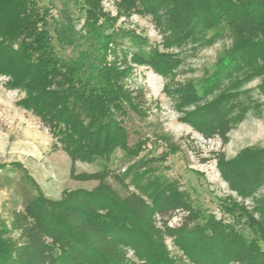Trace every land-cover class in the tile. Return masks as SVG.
Here are the masks:
<instances>
[{
  "label": "trees",
  "instance_id": "trees-1",
  "mask_svg": "<svg viewBox=\"0 0 264 264\" xmlns=\"http://www.w3.org/2000/svg\"><path fill=\"white\" fill-rule=\"evenodd\" d=\"M29 3L33 4L0 0V76L7 78L9 89L24 92L21 108L39 119L54 139V148L68 156L69 180L95 185L91 190H63L58 200H51L21 163H1L0 189L13 183L9 175L13 174L20 182L21 203L9 212L8 224L0 219V264H134L126 261L125 246L145 264H184L185 260L264 264V198L255 200L250 212L242 208L240 216L248 236L212 220L198 223L189 215L171 227L163 219L164 212L181 205L177 200L170 203L162 194L161 182L143 187L141 176L131 178L127 165L122 173L111 169L117 145L104 133L110 122L103 109L105 101L89 94L80 99L70 91L57 90L61 86L54 83L53 74L58 61L50 54L46 32L37 30L46 15H37ZM113 5L124 18L151 17L167 49L187 43L210 46L220 36H230V47L217 59L201 90L204 97L215 91L219 94L200 111L189 113L195 131L225 146L232 124L241 119L231 112L233 90L259 79L256 89L264 96V0H114ZM153 54L144 55L143 64L160 61ZM125 58L115 56L113 63L126 66ZM99 70L94 71L96 75ZM114 71L121 74L118 68ZM222 82L227 93L221 91ZM120 95L138 117H147L149 109L141 89L120 85ZM85 111L91 114L85 118L87 123L80 115ZM97 111L104 112L95 128ZM213 159L221 179L242 200L264 183V147L245 150L229 160L216 152ZM95 160L104 161L99 170L75 172L77 162ZM158 216L162 218L157 221ZM167 239L184 260L170 256Z\"/></svg>",
  "mask_w": 264,
  "mask_h": 264
},
{
  "label": "rangeland",
  "instance_id": "rangeland-1",
  "mask_svg": "<svg viewBox=\"0 0 264 264\" xmlns=\"http://www.w3.org/2000/svg\"><path fill=\"white\" fill-rule=\"evenodd\" d=\"M29 1L33 4L28 6H33L37 15H46L37 30L46 32L50 54L58 61L53 74L54 83L61 86L57 90L70 91L72 97L75 94L80 99L89 94L105 101L103 109L110 122L104 133L117 145L110 159L111 169L122 173L127 165L131 178L141 176L143 187L161 182L162 194L170 203L177 200L181 205L164 212L163 219L171 227H177L189 215L198 223L212 220L248 236L240 214L242 208L250 212L254 201L264 198V183L242 200L221 179L213 155L222 152L229 160L245 150L264 147V96L256 89L259 79L233 90L231 112L241 119L232 124L225 146L217 138H203L193 129L189 115L219 94L215 91L204 97L201 90L217 59L230 47V36L224 34L210 46L187 43L167 49L163 46L164 35L151 17H121L115 11L114 0ZM150 53L160 61L147 66L142 59ZM115 56H125L126 66L113 63ZM99 68L102 70L96 75L94 71ZM114 68L121 74L115 75ZM6 81L0 76V164L21 163L51 200H58L63 190H91L95 183L69 180L68 156L54 148V139L39 119L21 108L24 92L9 89ZM222 84L221 91L227 93L226 83ZM120 85L144 92L149 109L146 118L138 117L121 97ZM76 110L81 113L79 108ZM103 112H95L94 116L99 117L95 128L101 124ZM80 115L87 123L85 118L91 114L85 111ZM102 163L77 162L75 172L96 171ZM9 175L13 183L0 189V219L5 224L9 223V212L19 209L21 203L20 182ZM112 185L123 194L119 185ZM165 244L170 256L184 260L169 239ZM123 252L126 261L145 264L134 258L127 246ZM184 264L198 263L185 260Z\"/></svg>",
  "mask_w": 264,
  "mask_h": 264
}]
</instances>
